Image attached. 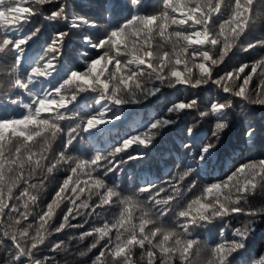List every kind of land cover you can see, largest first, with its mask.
Returning <instances> with one entry per match:
<instances>
[{"label": "snow or ice", "instance_id": "snow-or-ice-1", "mask_svg": "<svg viewBox=\"0 0 264 264\" xmlns=\"http://www.w3.org/2000/svg\"><path fill=\"white\" fill-rule=\"evenodd\" d=\"M79 2L94 15L70 11L69 0H0V93L21 109L0 107V264H57L43 250L67 255L69 241H91L78 251L90 264H239L264 224V151L239 157L222 177H197L236 122V99L264 108V54L229 63L239 52L264 53V34L253 31L264 0H156L151 11L147 0ZM69 16L92 52L75 64L63 59L72 32L42 41L37 26L40 17L55 28ZM206 85L218 98H193ZM161 97L160 111L134 118ZM193 112L167 179L110 180ZM122 121L131 126L112 151L95 143ZM201 122L211 136L200 135ZM245 136L257 145L251 122ZM233 217L239 227L224 223ZM70 230L77 235L59 238ZM252 264H264V254Z\"/></svg>", "mask_w": 264, "mask_h": 264}, {"label": "trees", "instance_id": "trees-1", "mask_svg": "<svg viewBox=\"0 0 264 264\" xmlns=\"http://www.w3.org/2000/svg\"><path fill=\"white\" fill-rule=\"evenodd\" d=\"M72 4V8L70 11H74L81 15H89L93 16L94 13L88 9H82L80 6L79 0H69ZM147 11H151L156 6V0H147ZM47 15V13H45ZM72 17L69 16L68 22L61 21L59 24L55 25V28L48 25L45 26V22L43 17H40L38 20V25L44 28V36L41 38L46 39L49 35L53 34L56 29H61L63 31H71L73 34V41L68 45V48L71 50L69 55H65L63 57L65 63H73L82 62V55L87 54L92 55V52L82 46V41L76 38V34L79 32H83L84 29H70L68 24L71 22ZM106 21H98V23H105ZM93 30H88L90 34ZM254 34L260 35L264 34V21H260L257 25L254 26ZM264 54L261 53L258 49L254 54H245L243 52L237 53V55L233 58L229 63L232 65L238 64L239 62H247L250 61L254 55ZM226 67V66H225ZM171 91V90H169ZM183 95H186L185 90H181ZM164 97H168V99H175L176 93L172 92L169 96L168 92H165ZM164 97H161L160 100L148 104L146 108H142L139 111V114H134V117H138L136 120L139 121L144 118L145 113L151 115L160 109L164 105ZM193 98H197L202 102H208L211 100H215L218 98V89L215 86L206 85L202 90H196L193 94ZM11 99H16V97H11ZM0 107L6 110V113L11 115L13 114V109H15V114H19L21 109L16 105H11L8 96L4 93H0ZM243 110V111H242ZM234 115L236 118V122L232 125V127L226 132L225 136L222 139V143L218 145V150L216 154L213 156L207 168H205L204 172L197 179H201L207 182L209 179H214L217 177H222L226 174L230 168H232L233 163L238 160L239 157H248V156H256L258 150L264 151V108L259 106L247 105L245 106L242 101L236 99ZM196 117V113L193 112L192 116L187 118V121H179L177 126L173 127V130L165 133L162 138H159L158 143L152 148L150 155L146 160L139 161L138 163L130 166H125V171L117 172L115 177L110 175V180H115L117 183H124L130 179H136L139 177L137 183H143L145 179H152L157 184H159L162 180L168 178L169 170L175 171V166L173 164L174 160L179 159L180 153L183 152V148L181 147V130L185 127V123L191 124ZM232 116H230V119ZM248 122L252 123L253 128L258 130V143L255 147H253L245 136V132L247 130ZM203 127L200 128V135L204 136L207 134L211 136V123L210 122H201ZM131 126L117 125L116 128L112 130L110 134H106L96 141L98 145L104 146L107 148V151H112V147L115 146L119 135L123 134L125 128ZM188 142V141H184ZM77 148L80 147V144L77 143ZM78 154V153H77ZM59 178V177H57ZM54 181H49L47 187L48 190L51 191L52 184ZM128 187H134L135 185H126ZM46 197L42 196L41 199L44 200ZM255 203V201H253ZM82 223V221H80ZM224 223H230L233 227H239L242 223V218L233 217ZM223 225L217 222V225L208 232V238L211 240L213 238H218L219 228ZM88 227V225H86ZM59 234H55L53 240H55L56 236ZM77 235L74 231H68L67 235H62L59 238L69 241V237ZM91 241L85 242V244L75 243L69 241L71 245V251L65 255L64 253L56 254L50 252L48 249H44V255H51L55 258L57 264H90V256L81 257L78 255L79 250H84L86 247V243H90ZM264 254V224L260 225L257 235L254 238V242L251 244L248 251L239 259V264H252L254 259H257L260 255Z\"/></svg>", "mask_w": 264, "mask_h": 264}, {"label": "rangeland", "instance_id": "rangeland-1", "mask_svg": "<svg viewBox=\"0 0 264 264\" xmlns=\"http://www.w3.org/2000/svg\"><path fill=\"white\" fill-rule=\"evenodd\" d=\"M135 118V117H134ZM138 117H136L135 119H137ZM122 123L124 124V126H128L130 124V122H123Z\"/></svg>", "mask_w": 264, "mask_h": 264}]
</instances>
